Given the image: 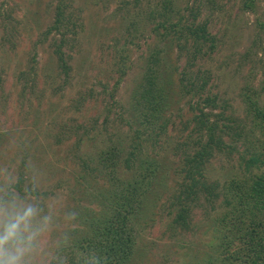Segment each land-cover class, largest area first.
<instances>
[{"label": "rangeland", "instance_id": "374dc122", "mask_svg": "<svg viewBox=\"0 0 264 264\" xmlns=\"http://www.w3.org/2000/svg\"><path fill=\"white\" fill-rule=\"evenodd\" d=\"M161 1L0 0V264H71L73 256L80 258L72 233L80 225L72 210L75 199L88 202L84 198L94 191L82 178L83 163L89 151L100 149L96 142L131 149L138 124L132 97L148 56L165 38L163 30L155 31L156 23L140 21ZM251 1L175 0L181 13L174 22L183 15L189 25L196 14L197 22L208 21L218 37L214 49L209 42L202 45L206 55L198 66L204 74H198L208 82L205 96L216 95L215 110L227 117L221 122L232 147L207 164L204 173L211 181L246 174L249 155L264 140L252 104L264 106V0H253L249 9ZM58 5L66 6L70 19L48 35ZM63 33L69 39L64 45L72 66L68 76L55 53ZM165 58L178 89L166 110L167 131L147 142L145 151L168 175H157L155 197L148 198L139 221L136 264H208L212 253V259L218 256L210 244L218 249L222 241L216 217L229 208L230 197L222 194L212 203L201 199L188 230L173 223L170 196L183 182L175 174L179 147L192 109L203 99L198 103L199 97L178 82L188 57L170 49ZM79 125L91 136L86 133L77 150L73 130ZM22 173L26 189L32 188L25 196L17 191Z\"/></svg>", "mask_w": 264, "mask_h": 264}, {"label": "trees", "instance_id": "16d2710c", "mask_svg": "<svg viewBox=\"0 0 264 264\" xmlns=\"http://www.w3.org/2000/svg\"><path fill=\"white\" fill-rule=\"evenodd\" d=\"M252 1L246 3L247 8H252ZM159 4L150 10L146 19L140 21L146 25L156 23L155 31L163 30L165 38L162 46L155 47L148 56L145 75L132 97L131 112L138 124L131 149L116 142L104 147L96 142L100 149L89 151L87 157L85 155L82 178L91 183L89 185L94 191L91 198H84L89 203L75 199V210L80 214L72 210V216L79 220L80 228L73 229L72 233L78 237L73 247L81 256L78 259L76 255L73 256L71 264H136L139 221L148 209V198L155 190L154 182L159 178L157 175L161 173V178L168 175L154 165L156 157L148 155L145 150L147 142L157 141L156 138L167 131L169 119L165 116L166 110L171 101L174 102V91L176 89L177 93L178 89L175 82L177 77L174 78L171 72L165 70L168 63L165 56L170 49H177L179 57L186 56L189 59L178 80L181 89L199 97L198 103L203 99L192 109L193 116L190 125H187L188 134L179 147L180 163L175 174L177 172L183 182H178V190H174L170 196L173 223L188 230L194 208L201 203V199L212 203L222 194L228 196L229 208L222 209L216 217V225L222 232L221 244L218 249L214 243L210 244L218 256L212 259V253L208 264H264V140L261 141V148L257 147L255 154L249 155L246 174L243 176L236 175L222 183L211 181L204 173L207 164L218 153L227 152L232 147L225 139L228 135L225 122H221L227 117L215 110L218 107L215 104L216 95L205 96L208 82L198 74L203 72L198 64L206 55L202 45L209 42L210 48L214 49L218 37L209 30L208 21L197 22L196 14H192L193 20L189 25L184 24L183 15L174 22L175 15L181 13L175 8V0H162ZM65 7L57 6L58 14L47 30L48 35L66 26L65 21L70 16L66 14ZM68 42L66 33H63L55 49L58 65L67 76L72 69L68 62L70 56L64 50ZM252 104L260 119L258 125L264 131V106L257 101H252ZM80 127L84 126L79 125L73 130L78 138L75 145L77 150L81 148L83 136L86 133V136H91L90 129L85 128L81 133ZM91 174L92 181L87 177ZM25 182L22 173L17 185L21 196L32 189L29 186L27 190ZM82 191L80 195H86Z\"/></svg>", "mask_w": 264, "mask_h": 264}]
</instances>
